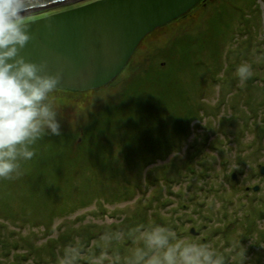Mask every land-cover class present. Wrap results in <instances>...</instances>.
Segmentation results:
<instances>
[{
	"label": "rangeland",
	"instance_id": "obj_1",
	"mask_svg": "<svg viewBox=\"0 0 264 264\" xmlns=\"http://www.w3.org/2000/svg\"><path fill=\"white\" fill-rule=\"evenodd\" d=\"M263 20L264 0H200L145 36L108 85L58 89L61 135L49 132L19 176L0 180V264H59L77 242L87 264L106 246V233L127 235L141 225L168 228L185 242L201 244L203 236L218 253L215 228L227 216L240 218L243 207L235 192H226L228 205L215 190L223 148L206 162L209 181L201 180L197 133L220 128L246 89L238 66L253 57L260 69ZM187 142L194 148L187 151ZM238 231L231 228V238ZM130 246L127 238L113 245L122 257Z\"/></svg>",
	"mask_w": 264,
	"mask_h": 264
},
{
	"label": "clouds",
	"instance_id": "obj_2",
	"mask_svg": "<svg viewBox=\"0 0 264 264\" xmlns=\"http://www.w3.org/2000/svg\"><path fill=\"white\" fill-rule=\"evenodd\" d=\"M32 12L31 0H0V180L19 176L22 164L36 156V143L49 132L61 135L55 95L62 73H49L46 61L36 63L19 55L31 38ZM251 71V65L242 63L236 74L243 82ZM102 238L106 246L92 253L87 264H223L210 245L177 240L173 231L158 225ZM125 238L131 246L129 255L122 257L113 245ZM85 255L78 242L70 244L59 264H81Z\"/></svg>",
	"mask_w": 264,
	"mask_h": 264
},
{
	"label": "water",
	"instance_id": "obj_3",
	"mask_svg": "<svg viewBox=\"0 0 264 264\" xmlns=\"http://www.w3.org/2000/svg\"><path fill=\"white\" fill-rule=\"evenodd\" d=\"M199 1L31 0V38L19 55L61 72L59 89H98L123 71L145 36Z\"/></svg>",
	"mask_w": 264,
	"mask_h": 264
},
{
	"label": "flooded vegetation",
	"instance_id": "obj_4",
	"mask_svg": "<svg viewBox=\"0 0 264 264\" xmlns=\"http://www.w3.org/2000/svg\"><path fill=\"white\" fill-rule=\"evenodd\" d=\"M258 25L263 27L264 20ZM256 58L257 68L260 69L254 68L253 57L246 61L252 69L250 78L246 80L248 85L246 89H240L234 102L229 104V114L221 116L222 126L200 127L197 133L202 152L194 156L196 161H201L197 165L202 174L201 180L209 181L212 168L206 167V162L210 157L219 155L220 148H223L221 153L224 158L218 160L219 169L213 171L215 175L212 174V178L218 181L215 190L228 200V205L234 204L233 196L230 198L226 192H235L239 199L237 206L243 207L240 209L241 217L229 219L227 216L221 226L222 232L216 234L217 241L213 246L218 247L216 254L224 261L223 264H238L237 261L241 259L243 262L239 264H264V44ZM206 118L207 122L212 117ZM192 148L187 142V151ZM221 186L224 188L220 190ZM219 203L224 206L222 202ZM233 227L241 230L234 233L235 238H231L230 233ZM194 233L198 237L199 232ZM197 241L205 244L203 236ZM226 250L231 254L223 256L222 252Z\"/></svg>",
	"mask_w": 264,
	"mask_h": 264
},
{
	"label": "trees",
	"instance_id": "obj_5",
	"mask_svg": "<svg viewBox=\"0 0 264 264\" xmlns=\"http://www.w3.org/2000/svg\"><path fill=\"white\" fill-rule=\"evenodd\" d=\"M148 72H149V69H148ZM147 93H151L148 89L146 90V94ZM86 161H88V158H87V160ZM83 168H84V165H81V168H80V170L79 171H82L83 170ZM216 230H215V234H213L214 236L216 235V234H218V233H220V232H222L221 230H222V228H220V227H218V228H215ZM217 236V235H216ZM218 237L220 238V234L218 235ZM228 259V258H227ZM227 259H226V261H227ZM241 261H242V259H241ZM238 262V264L240 263L239 261H237ZM243 262V261H242Z\"/></svg>",
	"mask_w": 264,
	"mask_h": 264
}]
</instances>
